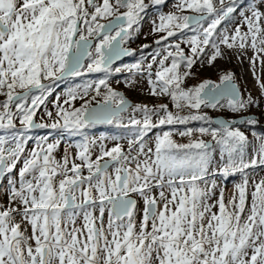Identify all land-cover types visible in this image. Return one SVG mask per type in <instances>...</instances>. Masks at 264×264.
<instances>
[{
	"label": "snow or ice",
	"instance_id": "6c2138e0",
	"mask_svg": "<svg viewBox=\"0 0 264 264\" xmlns=\"http://www.w3.org/2000/svg\"><path fill=\"white\" fill-rule=\"evenodd\" d=\"M218 2L220 7L217 0H180L177 11L194 14H161L159 23L153 22L154 32H166L161 40L175 36L176 30L196 33L187 40L191 56L176 44L175 54L168 52L160 61L155 80L148 66L150 94L169 96L178 110H198L201 105L215 108L224 97L233 111L257 103L251 97L243 99L231 73L223 75L220 84L206 80L194 88L182 87L209 45L214 50L209 64L218 57L227 58L222 45L236 49L240 57L254 49L257 56L249 58L253 66L264 53V11L250 7V15L241 13L243 23L231 34L226 28L217 32L236 11V0L227 5L225 0ZM164 3L150 0L151 5ZM148 7L145 0H0V95L6 97L0 102V128H14L18 117L25 129L75 132L87 125L118 121L129 108L142 114V119H130L134 131L127 151L120 144L110 149L101 145L95 160L90 151L94 141L76 145V159L81 163L70 159L68 152L57 161L52 153L59 142L45 147L46 141H37V148L23 159L19 181L9 174L24 155L26 140L13 136L14 146L5 147L10 141L0 138V182L9 177V204L0 205V264H264V179L254 183L247 212L246 174L227 204L223 188L215 203H209L219 187L215 177L226 179L264 165V138L254 157L246 160L248 137L232 127L235 121H220L218 128L198 129L201 136L210 135L211 142L177 143L171 132H165L156 138L153 150L144 143L148 132L157 127L153 116L159 125L209 118L174 115L164 104L155 108L131 105L108 87L106 78L95 88L89 84L82 93L77 89L67 93L69 100L84 99L90 89L101 95L104 86L107 91L96 107L89 100L71 111L58 104L54 123L34 122L37 105L51 90V83L42 81L55 83L83 75L85 58L91 60L87 72H110L115 59L130 54L121 45ZM92 37L97 38L95 56ZM169 57L171 64L166 66ZM181 63L187 69L183 74ZM128 83L132 86L134 81ZM260 87L264 89V82ZM35 91L41 95H34ZM47 115L52 117L51 112ZM246 122L257 123L254 119ZM192 132L186 129L179 135L190 137ZM216 147L221 163L212 167ZM134 194L142 199V209Z\"/></svg>",
	"mask_w": 264,
	"mask_h": 264
},
{
	"label": "rangeland",
	"instance_id": "374dc122",
	"mask_svg": "<svg viewBox=\"0 0 264 264\" xmlns=\"http://www.w3.org/2000/svg\"><path fill=\"white\" fill-rule=\"evenodd\" d=\"M180 2V0H165L164 4L161 5H151L150 0H145V3L149 5V7L145 10V13L141 14V19L138 22V25H133V29L130 30V38L124 41L123 48L133 50L134 55L132 57V61H128L130 59L127 58L111 67V71L106 72H87L86 66L91 60L88 58L85 63V69L83 70L84 74L79 76H74L73 78L68 79L66 83L61 82L60 85H63L61 88H58L56 91L47 92L43 96V102L37 105L36 114L34 116V122L36 123H44L51 124L54 123L58 117L57 113V105L59 104L62 108L67 109L68 111L73 110L74 108H80L85 100L91 101V107L98 104V102H102L104 98V94L107 89L104 86L100 87L101 95L96 96L94 90H89L88 94L84 97V99H80L79 97L75 100H69L67 95L70 89H77L81 93L85 86L91 84L93 88H95L96 83L100 79H107L108 87L113 89L116 92L121 93L125 99L131 102V105H147L149 108L158 107L161 104L167 105V110L172 112L174 115H205L209 119L208 120H199V124L195 128L201 127H209L206 126L205 123L208 121L213 123V117H223L227 121H233L234 119L241 117H254L257 121L256 124H264V89H261L260 83L264 82V64L261 63V60H264V53L259 54V59H256V63L253 64L250 62L249 58H255L257 53L254 49L249 48L247 50L246 56H238L236 49H227L225 46H221L222 52L226 53L227 58L218 57L215 62L209 64L207 62L206 57H210L213 54V49L211 46L209 52H203L201 54V58L196 59V63L191 68V75L187 76L182 84L184 88H194L201 84L206 80H210L216 84L221 83V77L225 74L231 73L234 78V82L237 83L239 88V92L241 93L243 99L247 100L251 97L257 103L250 105L249 107L239 110L233 111L228 107L229 99L222 100L217 104L215 108L208 107L205 105H201L200 109H192L189 107H184L183 109H176L175 105L171 101L169 96L161 95L154 96V99L146 100L141 95L143 92L151 93V86L149 84V68L148 66L151 64V79L155 80V73L160 69V61L167 56L168 52H175L177 49L175 48L176 44L180 45V48L183 50L186 56H191L190 45L187 43V40L196 35V33L192 32L190 29L176 30V35L172 37H168L166 40H161V37L166 35V32H154V24L159 23V16L161 14H169L176 13L178 15H191L189 11H185L183 13L178 12L176 5ZM229 3V0H225V5ZM236 11L229 17L228 20L223 21L217 28V32H220L222 29H227L229 34L233 32V30L237 26H241L243 23V17L241 13L245 15H250L248 9L250 7L259 6L261 11H264V4L260 3V0H249L246 5L241 7H237ZM217 7H220L219 2L217 0ZM107 22V21H102ZM264 23V22H262ZM205 27H207V22H205ZM242 31H246V27L241 28ZM94 41V46L92 48L93 56H95V43L97 42V38H90ZM157 41H160L157 43ZM147 46V47H145ZM205 47V48H207ZM205 53V54H204ZM172 57H169L168 60L165 61L166 66H170ZM199 60V61H198ZM203 61V62H201ZM140 65L139 69L133 67L134 65ZM120 68V72H116L115 69ZM131 68V71L128 69ZM187 69L183 63L180 64L179 72L184 73ZM244 72H256L257 74L250 79L248 82L245 78ZM120 73H124L125 75H119ZM76 78V79H74ZM129 81H134L132 86H129ZM44 84H50L51 87L56 84L52 83L48 80L42 81ZM59 82V81H57ZM58 87V86H57ZM55 88V87H54ZM17 91H23L17 89ZM35 95H41L39 91L34 92ZM95 97L93 100L92 98ZM6 99L5 96L0 95V102H3ZM31 99V97L29 98ZM65 100H69V103H65ZM28 103V102H27ZM28 106H31V101L28 103ZM12 110L15 112V106L13 105ZM51 112L52 117H49L47 113ZM160 116L164 115V112L161 111L159 113ZM142 119V114L140 112H134L131 108H129L125 113L121 114V117L118 121H113L111 124L106 125H87L83 128H80L79 131H69L63 128H50L46 127L48 131L45 133H40L34 139L31 136V139L24 138L26 140L24 155L21 157L20 162L17 164L16 169L13 173L9 174V176L14 177L17 181H19V169L23 166V159L28 156V154L37 148V141H46L43 145L46 147L47 143H56L59 142V146L52 153L57 161H62L65 155V148L69 149L70 159H74L76 163H81L78 159H76L79 149L76 147L77 144L85 143V142H93L91 144V158L93 160L100 154V146L104 145L107 149H110L117 144L123 146L124 150H128V139L131 138V134L134 131V126L130 124V119ZM62 122V121H61ZM152 122L157 124V127L152 128L147 136L144 137V143L148 146L155 149L156 138L158 136L163 135L165 132H171L172 138L177 143H189L192 140L203 139L205 141L211 142L212 137L210 135H203L199 133L198 130L192 129V135L189 136H180L179 132L184 131L186 129L181 124H165L159 125L158 117L153 116ZM15 127L17 130H27L20 123L19 118L14 119ZM243 124H248L246 121ZM243 128V125H240ZM240 126H234L233 128H238L240 130ZM38 130L40 128H37ZM46 130L45 128L40 129L41 131ZM34 131V129H31ZM51 130V131H49ZM244 132V134L250 138L245 130H240ZM29 132V131H28ZM35 136V135H34ZM3 138H8V135H3ZM254 136L251 137V140ZM260 137H256V140L253 142H249L248 148L246 149L245 159L249 160L254 157L255 152L260 144ZM8 140L10 143L5 145V147L14 146V143L11 141L9 137ZM214 163L212 167H217L220 165V154L219 148L216 147L214 153ZM103 162V161H101ZM259 166V165H258ZM252 168L250 170L246 169L245 173L237 172L235 175L229 176L226 179L215 177L217 185L219 186L216 190L215 195L209 201V203H215V201L219 197L220 188L224 190V198L225 203L227 204L228 200L232 197L229 196V192L233 193L236 191L235 186L242 183L243 176L246 174L249 179V184L246 193V212L248 207L251 205L252 201V192L254 191V183L258 182L260 179H264V167ZM262 166V165H260ZM71 167V163L69 164ZM258 167V169H257ZM85 174H87L85 170ZM8 176L0 182V205L7 207L9 204L8 199ZM59 179V178H57ZM17 186H19L17 184ZM155 192V190H154ZM134 198L138 200V207L143 208V201L139 197ZM15 206V205H14ZM213 212L218 211L217 208L212 209ZM139 220V216L137 217ZM19 220V217H17Z\"/></svg>",
	"mask_w": 264,
	"mask_h": 264
},
{
	"label": "trees",
	"instance_id": "16d2710c",
	"mask_svg": "<svg viewBox=\"0 0 264 264\" xmlns=\"http://www.w3.org/2000/svg\"><path fill=\"white\" fill-rule=\"evenodd\" d=\"M248 1L249 0H236V4L238 5L237 7H241L243 5H246V3ZM209 51H210V47H207V48L204 49V52H209ZM132 57L128 61H130V60L132 61ZM200 58L201 57H199V59ZM204 59L207 60L208 57H206ZM181 74H183V73L181 72ZM119 75H125V74L124 73H120ZM56 86H59V82H56V84L51 87L52 92H54V91H56L58 89V87H56ZM30 101H31V99L28 100V103H30ZM181 115L182 116H189L190 114L183 115V113H181ZM197 121H198V123L200 122L199 120H190L186 124H181V126H183L184 128H191V129L198 130L199 128H195V127H197L199 125L197 123ZM205 125L209 126L210 128H218L217 126L214 125V123H211V121L210 122L208 121V123H205ZM242 125H243V128L241 126L239 128H240V130L242 129V130L246 131V134L250 137L248 139L249 142L255 141L256 137L264 138V124H247V125L246 124H242ZM30 133L33 134V132H28L27 130H23V129L22 130L21 129L17 130V128H3L2 136L3 135H8V138L9 137L12 138L13 136H17V137H22L24 139V138H27ZM252 136H254V138L251 140ZM258 167H264V165H262V166L259 165ZM258 167H257V169H258ZM250 169H252V168H249L248 170H250Z\"/></svg>",
	"mask_w": 264,
	"mask_h": 264
},
{
	"label": "water",
	"instance_id": "95a60500",
	"mask_svg": "<svg viewBox=\"0 0 264 264\" xmlns=\"http://www.w3.org/2000/svg\"><path fill=\"white\" fill-rule=\"evenodd\" d=\"M192 15V14H191ZM93 41V40H92ZM93 46H94V41H93ZM123 47V44L121 45ZM129 50V49H127ZM130 54L129 55H121L118 59H115L111 64H110V68L115 66L116 64H118L119 62L123 61V60H126L127 58H129L132 54H133V50H129ZM88 58H85L83 63L85 65L86 61H87ZM72 76H69V77H65L63 80H66V79H69L71 78ZM61 80V81H63ZM235 84L237 85V83L235 82ZM238 87V86H237ZM238 91H239V88H238ZM225 99H229L228 97H224V98H221L219 102H221L222 100H225ZM127 100V99H126ZM128 101V100H127ZM130 104L131 102L128 101ZM97 105L95 106H92V107H96ZM127 111V110H126ZM125 111V112H126ZM123 112V113H125ZM121 113V114H123ZM251 118H254V117H251ZM250 117H241V118H237V119H234L233 121H235V123L232 125V127L234 126H240L242 125L245 121L247 120H250L251 119ZM220 121H227L225 118L223 117H213V123L219 127L220 126ZM228 122H232V121H228ZM95 124H111V123H95ZM32 129H37V128H32Z\"/></svg>",
	"mask_w": 264,
	"mask_h": 264
},
{
	"label": "bare ground",
	"instance_id": "6f19581e",
	"mask_svg": "<svg viewBox=\"0 0 264 264\" xmlns=\"http://www.w3.org/2000/svg\"><path fill=\"white\" fill-rule=\"evenodd\" d=\"M245 73V78H246V81L248 82L250 79H252L257 73L256 72H244ZM141 95L144 97V99L146 100H151V99H154V96L150 94V92H143L141 93ZM68 152L69 153V149L68 148H65V153ZM229 196L231 197L232 196V193L229 192L228 193Z\"/></svg>",
	"mask_w": 264,
	"mask_h": 264
},
{
	"label": "flooded vegetation",
	"instance_id": "af4514ba",
	"mask_svg": "<svg viewBox=\"0 0 264 264\" xmlns=\"http://www.w3.org/2000/svg\"><path fill=\"white\" fill-rule=\"evenodd\" d=\"M68 81V80H67ZM66 80L64 81V82H62V84L63 83H66L67 82ZM64 85V84H63ZM62 85V86H63ZM15 111H16V109H15ZM40 129H42V128H40ZM37 130L38 132H43V131H41V130ZM45 129H46V127H45ZM44 130V129H43ZM28 131H30L29 129H28ZM45 131V130H44ZM2 132H3V128H0V138H3V136H2ZM31 132V131H30ZM33 139V138H32ZM7 177V176H6Z\"/></svg>",
	"mask_w": 264,
	"mask_h": 264
}]
</instances>
